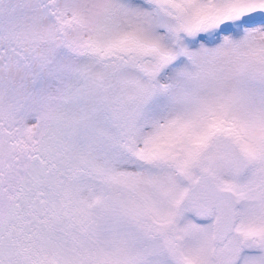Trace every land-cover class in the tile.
Segmentation results:
<instances>
[{"label": "snow or ice", "instance_id": "1", "mask_svg": "<svg viewBox=\"0 0 264 264\" xmlns=\"http://www.w3.org/2000/svg\"><path fill=\"white\" fill-rule=\"evenodd\" d=\"M0 264H264V0H0Z\"/></svg>", "mask_w": 264, "mask_h": 264}]
</instances>
